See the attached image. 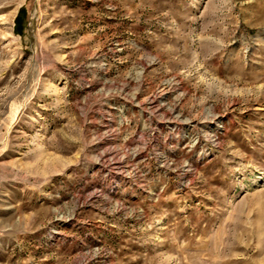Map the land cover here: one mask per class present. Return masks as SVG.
Masks as SVG:
<instances>
[{
    "label": "rangeland",
    "instance_id": "374dc122",
    "mask_svg": "<svg viewBox=\"0 0 264 264\" xmlns=\"http://www.w3.org/2000/svg\"><path fill=\"white\" fill-rule=\"evenodd\" d=\"M0 264H264V0H0Z\"/></svg>",
    "mask_w": 264,
    "mask_h": 264
}]
</instances>
